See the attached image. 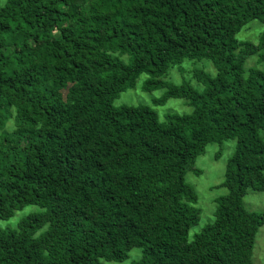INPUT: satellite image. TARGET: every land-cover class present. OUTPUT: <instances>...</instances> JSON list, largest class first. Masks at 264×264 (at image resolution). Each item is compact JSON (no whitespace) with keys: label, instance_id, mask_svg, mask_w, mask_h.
Masks as SVG:
<instances>
[{"label":"trees","instance_id":"trees-1","mask_svg":"<svg viewBox=\"0 0 264 264\" xmlns=\"http://www.w3.org/2000/svg\"><path fill=\"white\" fill-rule=\"evenodd\" d=\"M264 0H4L0 7V264H251L264 213ZM255 67L244 69L249 58ZM207 60L202 86L159 80ZM144 74L189 114L162 120L112 101ZM234 140L213 221L187 242L199 212L184 181L207 144ZM196 173V172H194Z\"/></svg>","mask_w":264,"mask_h":264},{"label":"rangeland","instance_id":"rangeland-1","mask_svg":"<svg viewBox=\"0 0 264 264\" xmlns=\"http://www.w3.org/2000/svg\"><path fill=\"white\" fill-rule=\"evenodd\" d=\"M4 0H0V7ZM261 35H264V25L253 20L243 26L235 35L236 40L257 44ZM255 59L249 58L244 64V69L255 67ZM193 70H201L209 76L214 75L212 65L204 59L184 60L179 65L171 67L159 80L173 85L186 83L196 91H200L202 86L192 77ZM146 79L144 74L138 76L132 88L125 89L119 93L112 101L113 107L121 105L139 106L146 105L162 120V115L166 113L189 114L191 108L182 99H167L162 105L154 106L153 99L163 95V89H156L150 92L142 90L143 81ZM234 140H226L220 144H207L201 155L194 159L192 169L185 172L184 181L192 187L196 194V202L191 206L198 210V221L187 232V242L192 240V236L197 234L205 225L213 221L215 211V200L225 195L226 190L220 187L223 181V172L227 160L233 153ZM196 172V173H194ZM242 206L247 211L264 213V191H248L242 198ZM29 207L22 208L14 213L8 220H0V229H11L17 220L30 212ZM141 252L137 248L128 251L127 257L121 262H103L102 264H131L137 261ZM251 264H264V224L261 225L255 234L254 243L251 251Z\"/></svg>","mask_w":264,"mask_h":264}]
</instances>
